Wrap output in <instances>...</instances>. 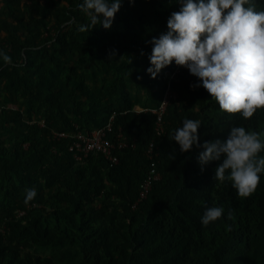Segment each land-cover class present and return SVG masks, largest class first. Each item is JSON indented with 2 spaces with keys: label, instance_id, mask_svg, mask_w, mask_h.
Returning a JSON list of instances; mask_svg holds the SVG:
<instances>
[{
  "label": "trees",
  "instance_id": "trees-1",
  "mask_svg": "<svg viewBox=\"0 0 264 264\" xmlns=\"http://www.w3.org/2000/svg\"><path fill=\"white\" fill-rule=\"evenodd\" d=\"M20 1L4 0L10 18L0 23L9 34L0 31V52L12 62L5 64L0 57V80L9 78L8 90L25 92L46 107L47 115L41 127L27 123L20 108L0 104V177L13 181L10 196L23 186L37 193L21 216L15 210L24 209L26 192L15 205H0V223H5L0 264H264V173L256 191L240 198L231 181L214 179L223 156L203 171L198 163L202 145L226 140L233 127L255 131L264 140V108L250 119L223 112L201 81L178 66L170 79L176 95L166 107L161 136L154 133L153 113L133 109L157 107L174 71L173 61L153 79L147 68L151 41L167 32L180 0H122L110 29L91 25L80 8L84 0H66L71 7L67 20L72 21L55 39L45 34V18L37 16L44 12L40 4L23 0L24 13H33L24 21L13 7ZM250 3L257 12L264 6V0ZM49 4L55 7L56 2ZM51 16L60 29L64 22L57 13ZM81 25L88 30L80 31ZM62 56L73 57L74 65L60 64ZM88 64L107 75L97 92L77 81L75 68L84 70ZM113 111L114 127H121L128 141L135 140L133 147L117 152L115 164L100 154L75 162L70 137L50 138L51 130L101 126ZM186 119L200 122L201 147L181 152L172 136ZM151 140L158 154L147 158ZM151 167L160 178L132 208ZM42 179L44 186L36 188ZM214 206L224 209L222 217L203 226L204 212Z\"/></svg>",
  "mask_w": 264,
  "mask_h": 264
},
{
  "label": "clouds",
  "instance_id": "clouds-1",
  "mask_svg": "<svg viewBox=\"0 0 264 264\" xmlns=\"http://www.w3.org/2000/svg\"><path fill=\"white\" fill-rule=\"evenodd\" d=\"M131 2V0H130ZM181 8L167 21V32L153 38L151 66L147 73L155 79L173 61L197 77L203 88L229 114L250 119L257 109L264 108V11L257 12L250 0H180ZM122 0H84L81 10L97 23L110 29ZM245 5H248L247 7ZM102 17V19H101ZM80 31L87 27L80 26ZM5 64L11 57L0 52ZM201 85H194L199 87ZM200 122L186 119L175 130L172 140L181 152L199 144ZM198 156L201 171L211 161H223L215 169L214 179L231 181L240 198L250 197L264 173V150L261 134L244 127L231 128L226 140L205 142ZM34 188L26 192L27 205L36 197ZM222 207L204 212L201 223L208 226L222 217Z\"/></svg>",
  "mask_w": 264,
  "mask_h": 264
},
{
  "label": "rangeland",
  "instance_id": "rangeland-1",
  "mask_svg": "<svg viewBox=\"0 0 264 264\" xmlns=\"http://www.w3.org/2000/svg\"><path fill=\"white\" fill-rule=\"evenodd\" d=\"M30 1L31 0H27V3L29 4ZM54 1L56 2L55 7H51V4H49V0H35L36 3L40 4V9L44 11L42 15L38 14L37 16L45 18L46 27L48 29L46 30L45 34L49 35L53 39H55L58 34L66 33L68 25H64V24L65 23L70 24V22L72 21L71 19L67 20L68 15L66 14V11H67L66 9L67 8L71 9L68 2L66 0H54ZM24 4L25 3H23V0H21L19 2V6H13V7H16V8L18 7L17 10L19 11L18 12L19 17H21L24 21H27L26 17H29V16L31 17L33 13L29 12V14L26 15V13H24V10L22 9L24 8L22 7ZM6 5L7 4L6 2H4V0H0V19L10 18V16L7 17L9 9L6 7ZM50 9L52 11H50ZM53 12L57 13L59 20L61 22H64L63 25L60 27V29H58L59 26L56 23L57 19H55V17L52 18L51 16ZM0 31L1 33L2 32L5 33L6 35L7 33L9 34V31L7 32L3 28V25L1 23H0ZM42 35H44V32ZM73 62H74L73 57L68 59L67 56H62V58L59 61L60 64L64 63L67 65V67L73 66L74 65ZM176 67L177 65L175 64L174 70L176 69ZM75 71L79 75L78 76L79 78L77 81H82L87 87H89L90 89L96 92L100 90L102 82L104 81V79L107 78V75L105 74L103 70L91 64H88L86 68H84V70H81L80 68H75ZM6 83L9 84V78L0 80V104L7 102L8 107L20 108L25 113H27L24 115L25 116L24 118H26V115L28 116L26 118L27 123L37 124L38 126L42 127L46 121V115H47L46 107L44 105H40L38 102L34 100L31 101L29 96L23 91H15V90L13 91V89L12 91L8 90L5 86ZM130 85H129V89L131 92H134L135 94L137 93L138 95H142V92H139V90L135 88L134 86L130 87ZM133 107H141V106L134 105ZM12 182L13 181L8 183L7 180H5V178L1 179L0 177V205L1 204H6V206L12 205V204L15 205L16 201L22 197L23 193L27 192V189L22 185L23 188L18 187V189L13 192L14 194L10 196L7 190H12V187H13ZM44 183L45 182L42 179V181L39 183V186L36 188L43 187ZM49 189H51V187L46 188L45 192L49 191ZM27 205H29V203ZM27 205H24L22 208L26 210L29 209V208H26ZM1 209L2 208H0V216H1V211H2ZM4 226H5V223L1 222L0 228L1 227L4 228ZM44 253L48 254L49 250H46Z\"/></svg>",
  "mask_w": 264,
  "mask_h": 264
},
{
  "label": "built area",
  "instance_id": "built-area-1",
  "mask_svg": "<svg viewBox=\"0 0 264 264\" xmlns=\"http://www.w3.org/2000/svg\"><path fill=\"white\" fill-rule=\"evenodd\" d=\"M261 11H264V6ZM176 69L168 76L162 98L157 107L154 108H141L133 107L135 111L148 110L155 115L154 133L157 137L161 136L165 131L164 126V113L166 107L171 99L175 98V92L170 86V79H173ZM11 108V107H10ZM115 112L113 111L106 122L98 127L88 130H75V131H57L51 130L50 138L59 140L61 138L70 137L71 141L68 144V150L72 153L75 162H81L89 154H100L109 164H115L118 161L117 152L125 149L128 146H134V139L128 141L126 135L122 132L121 127H114ZM158 154L157 146L154 140H151L145 150V156L152 158ZM160 178L159 172L154 167H151L142 178L139 184V191L136 200L132 203L131 207L135 208L137 203L142 200L149 190L154 181ZM31 205H27L29 208ZM25 213V209L17 208L15 210L16 216H21ZM0 233H4V228H0Z\"/></svg>",
  "mask_w": 264,
  "mask_h": 264
}]
</instances>
